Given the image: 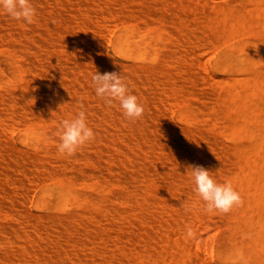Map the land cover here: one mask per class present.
I'll return each instance as SVG.
<instances>
[{
    "label": "bare ground",
    "instance_id": "obj_1",
    "mask_svg": "<svg viewBox=\"0 0 264 264\" xmlns=\"http://www.w3.org/2000/svg\"><path fill=\"white\" fill-rule=\"evenodd\" d=\"M30 2L32 24L0 9V264H264V0ZM115 19L127 30L113 51L130 63L99 40ZM161 32L172 42L157 55ZM243 36L201 71L203 45ZM97 71L118 72L142 117L96 95ZM81 99L94 139L60 154V122ZM21 123L46 127L18 147L8 131ZM191 165L230 181L241 202L208 213ZM42 179L60 186L34 198ZM214 216L225 230L195 242Z\"/></svg>",
    "mask_w": 264,
    "mask_h": 264
},
{
    "label": "clouds",
    "instance_id": "obj_2",
    "mask_svg": "<svg viewBox=\"0 0 264 264\" xmlns=\"http://www.w3.org/2000/svg\"><path fill=\"white\" fill-rule=\"evenodd\" d=\"M0 9L11 18L17 21L23 20L27 24H32L36 15V9L30 0H0ZM92 85L96 95L103 98L107 104L111 105L114 101H118L126 118L138 119L142 117L143 104L138 101L136 95L130 93L127 84L118 72L101 74L97 71L92 74ZM80 109L73 118L60 122L57 132L60 141L57 150L60 154L72 156L78 148L94 139L93 129L86 122L82 99ZM188 169H191L190 175L195 185L193 191L206 203L205 210L208 213H212L214 210L227 213L233 205L241 202L239 193L234 190L230 181H225L222 184L217 183L210 175V171L200 165H191ZM192 234V229L188 228V235Z\"/></svg>",
    "mask_w": 264,
    "mask_h": 264
},
{
    "label": "rangeland",
    "instance_id": "obj_3",
    "mask_svg": "<svg viewBox=\"0 0 264 264\" xmlns=\"http://www.w3.org/2000/svg\"><path fill=\"white\" fill-rule=\"evenodd\" d=\"M204 1V0H203ZM176 8H178V7H176ZM179 9V8H178ZM178 9H176V10H178ZM114 22V23H113ZM116 22V23H115ZM110 24H112L110 27H108L107 28V32H103L102 34H101V36H98L99 37V40L101 39L100 37H103L104 35H106V38H102L100 41H102V40H104V39H108V40H106L107 41V43H102L101 42V44H104L103 45V47H108V49H109V52L111 53V54H113V55H115L114 57L117 59V61L118 62H120V63H123V64H125V63H130V60L129 59H127L125 56H120V55H117V54H115L114 53V51H113V44H114V42L119 38V36L120 35H122V34H124L125 32H126V30H127V26H126V24L125 23H122L120 20H118V19H115V20H113L112 21V23H110ZM116 24V25H115ZM124 27V28H123ZM109 29V30H108ZM111 30V31H110ZM109 32V33H108ZM117 32V33H116ZM150 34L151 35H153V34H155L154 32H150ZM107 36L109 37V38H107ZM167 39H166V38ZM158 38H159V45L156 47V49H155V51H156V53H157V55H160V54H162V53H164V52H168L169 51V48H168V46H170V44H171V42H172V39L169 37V36H167L165 33H159L158 34ZM249 37L248 36H243L242 38H240V37H238V38H236V39H234V40H232V41H226L225 39H220L221 41H223V40H225V41H223V42H216L215 40H213V42L215 41L216 43H214L215 45H217L216 47L214 46V47H212V48H208V46L206 47L205 45H203L202 47H203V50L204 51H202L201 53H196V52H198V50H196L194 53H196L195 55V58H197L198 60H199V68L201 69V71L205 74V72H204V67L202 66V64L201 63H203V65H208V66H211V67H215V64H216V62H217V60H218V58L220 57V55H222L223 53H225L226 51H228V48H229V46L231 45V43L234 41V42H237V41H244V40H247ZM243 39V40H242ZM220 40H217V41H220ZM201 44H204L203 43V41L201 42ZM213 43L211 44V45H214ZM160 45H161V47H160ZM210 45V46H211ZM166 47V48H164V47ZM205 46V47H204ZM200 49V48H199ZM216 50V51H215ZM213 54H212V53ZM194 56V55H193ZM194 58V59H195ZM198 60L196 61V59H195V63L196 62H198ZM122 61V62H121ZM203 67V68H202ZM206 67V66H205ZM196 68H198V67H196ZM195 68V70H198L199 71V69H196ZM258 69H260V70H262L263 68H262V65H259L258 66ZM215 71V73L217 74V76L218 77H222V76H225L224 74H222L220 71H218V70H214ZM200 72V71H199ZM244 75H246V74H244ZM205 88H207V84H204L203 85ZM175 105V106H174ZM172 108H174L173 110H171L172 112H171V117H172V119H173V121L177 124V125H182V126H187L188 125V123H190L191 122V119L188 117V116H184L182 113H183V110L186 108V104H184V103H175V104H173L172 105ZM171 108V109H172ZM178 117V118H177ZM22 125H18V124H13L11 127H10V129L12 130V132H9L8 131V135L11 137V141L16 145V146H18V147H28L26 144H23L24 142L23 141H21L22 140V138L25 136V135H27V134H30L31 133V131H33V130H36L37 131V129L38 130H40V129H44L46 126L43 124V126L41 125V124H39V123H35V124H30V123H21ZM25 124V126H23ZM15 126V127H14ZM35 127H37V129H35ZM21 130V131H20ZM19 132V133H18ZM30 132V133H29ZM23 136V137H22ZM22 137V138H21ZM38 184V185H37ZM34 185L35 186H33L32 187V185L30 186V188H29V190H31V189H34V190H31V194L30 195H32L34 198L36 197H38V195L40 194V192H38V190H43V189H45V188H58L59 186H60V184H59V182H57L56 180H52V179H42L41 181H39V182H36V183H34ZM70 209L71 210H74L75 209V206H71L70 207ZM213 218H216V216H214V217H212V219H211V221L209 222V226H207V227H205V225L202 227V228H200L201 230H199V236L198 235H196V239H195V242H196V240L198 239V240H200V241H202L206 236H207V234L209 233V234H214L215 235V237H218V235L221 233V231H223V230H225V228L224 227H222V225H220L221 227L220 228H218L219 227V224L218 223H220V221H218L219 220V218H216V219H214V220H217L216 221V223H215V221H213ZM211 223H215V224H211ZM207 225V224H206ZM212 225V226H211ZM215 227V228H214ZM206 228V229H205ZM217 228V229H216ZM208 229V230H207ZM211 229H213V230H211ZM197 240V241H198ZM194 250H197L196 252V254H195V252H192L193 253V255H197V254H200L201 255V257H203V252L202 251H199L198 249H196V247L194 246V249L192 250V251H194ZM196 258H198V257H196ZM194 264H201L199 261L196 263V262H194Z\"/></svg>",
    "mask_w": 264,
    "mask_h": 264
}]
</instances>
